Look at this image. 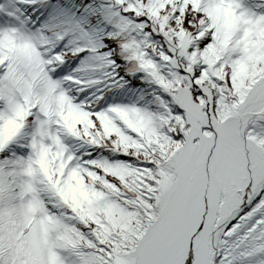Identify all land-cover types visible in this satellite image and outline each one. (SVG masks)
<instances>
[{
    "label": "snow or ice",
    "instance_id": "snow-or-ice-1",
    "mask_svg": "<svg viewBox=\"0 0 264 264\" xmlns=\"http://www.w3.org/2000/svg\"><path fill=\"white\" fill-rule=\"evenodd\" d=\"M0 264H264V0H0Z\"/></svg>",
    "mask_w": 264,
    "mask_h": 264
}]
</instances>
